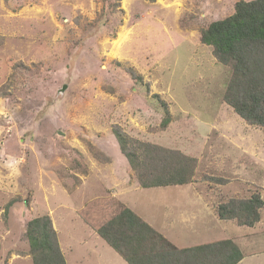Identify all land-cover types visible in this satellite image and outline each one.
Here are the masks:
<instances>
[{
    "label": "rangeland",
    "instance_id": "obj_1",
    "mask_svg": "<svg viewBox=\"0 0 264 264\" xmlns=\"http://www.w3.org/2000/svg\"><path fill=\"white\" fill-rule=\"evenodd\" d=\"M236 1L0 0V264H33L35 216L50 217L66 264H110L89 230L119 203L144 219L155 196L184 191L264 202V131L224 101L231 69L200 40ZM116 125L194 157L192 182L141 187ZM229 233L237 264H264V204Z\"/></svg>",
    "mask_w": 264,
    "mask_h": 264
},
{
    "label": "trees",
    "instance_id": "obj_2",
    "mask_svg": "<svg viewBox=\"0 0 264 264\" xmlns=\"http://www.w3.org/2000/svg\"><path fill=\"white\" fill-rule=\"evenodd\" d=\"M200 40L212 47L218 62L231 69L224 101L246 122L264 131V0L236 1L232 14L211 21L201 30ZM168 122L165 115L161 126ZM113 134L141 187L192 182L194 157L131 138L117 125ZM263 204L255 192L246 198L219 201L215 211L220 219L252 226L260 220ZM95 230L128 264H237L243 258L231 238L177 247L121 203L117 212ZM25 234L33 264H66L48 215L29 219Z\"/></svg>",
    "mask_w": 264,
    "mask_h": 264
},
{
    "label": "crops",
    "instance_id": "obj_3",
    "mask_svg": "<svg viewBox=\"0 0 264 264\" xmlns=\"http://www.w3.org/2000/svg\"><path fill=\"white\" fill-rule=\"evenodd\" d=\"M216 205L215 198L212 200L205 193L184 191L155 196L154 206L157 208L153 214L145 212L141 214L150 225L177 247H189L224 238H231L237 243L236 235L229 232L233 224H238L234 220L220 219L215 211ZM89 231L90 237L98 235L95 228ZM115 253L118 257L115 256V259L108 261L110 264H128L116 251ZM63 255L65 258L64 252ZM77 264H83V260L79 259Z\"/></svg>",
    "mask_w": 264,
    "mask_h": 264
},
{
    "label": "water",
    "instance_id": "obj_4",
    "mask_svg": "<svg viewBox=\"0 0 264 264\" xmlns=\"http://www.w3.org/2000/svg\"><path fill=\"white\" fill-rule=\"evenodd\" d=\"M65 88H66V85H64V86L62 87L61 91H63Z\"/></svg>",
    "mask_w": 264,
    "mask_h": 264
}]
</instances>
